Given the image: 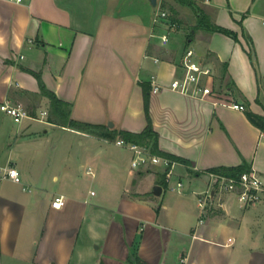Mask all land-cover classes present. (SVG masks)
Wrapping results in <instances>:
<instances>
[{"label":"crops","instance_id":"0c3cea01","mask_svg":"<svg viewBox=\"0 0 264 264\" xmlns=\"http://www.w3.org/2000/svg\"><path fill=\"white\" fill-rule=\"evenodd\" d=\"M197 1L236 38L198 31L188 40L195 22H182L163 45L167 27L155 26L154 16L165 0H0V105L29 113L20 124L10 117L6 129L9 116L0 110V168L14 166L21 176L16 183L0 175V264H234L229 256L240 239L253 247L264 237V201L244 207L216 190L203 223L198 204L211 187L209 170L246 165L264 178V132L246 113L264 117V0ZM189 49L214 67L215 90L245 111L167 88L184 74ZM35 73L72 105L73 119L118 134L147 128L145 89L152 87L148 113L158 148L181 160L172 178L159 167L132 169L131 152L116 145L120 134L104 139L50 122ZM155 83L165 88L155 92ZM47 126L84 138L90 154L79 169L95 189L67 182L70 151L59 190L48 198L39 164ZM58 196L66 200L60 209L52 206Z\"/></svg>","mask_w":264,"mask_h":264},{"label":"built area","instance_id":"2783aa9c","mask_svg":"<svg viewBox=\"0 0 264 264\" xmlns=\"http://www.w3.org/2000/svg\"><path fill=\"white\" fill-rule=\"evenodd\" d=\"M154 23L155 26L165 25L167 27V32L159 36L161 43L167 45L170 41L171 32L178 28L177 23L170 21V15L161 7L155 13ZM214 77V67L200 61L195 50L189 49L186 52L184 74L172 80L167 88L200 100H208L210 98L216 101H220V99L224 101L228 100L227 104L231 105L234 109L245 111L244 105L234 102L232 96H223L222 93L215 90L212 85ZM164 88L165 86L155 83L153 91L156 92ZM0 110L11 116L17 124H20L24 118L29 117V113L22 106L13 105L9 102L1 104ZM116 145L131 152L132 169L140 170L148 167H159L166 172L168 181L172 178L175 168L179 164V162L168 157L153 154L151 148L147 146L126 142L123 139L117 140ZM89 173H92L91 169H89ZM0 175L3 179L21 183L20 173L14 166L0 168ZM210 177L211 187L198 197V204L201 210V223L204 222L208 210L215 203L216 190L234 194L239 203L244 207L253 206L264 201V178L255 171L245 172L239 177H227L215 173H211ZM181 186L182 183L179 182L178 187ZM65 204L66 200L64 196H58L53 201L52 206L53 208L60 209Z\"/></svg>","mask_w":264,"mask_h":264},{"label":"trees","instance_id":"16d2710c","mask_svg":"<svg viewBox=\"0 0 264 264\" xmlns=\"http://www.w3.org/2000/svg\"><path fill=\"white\" fill-rule=\"evenodd\" d=\"M177 3H179L181 6L188 8L194 15L195 18V25L192 27L191 31L188 33V40L193 39L195 36V33L198 31H205L207 33H224L228 36H231L233 38H236V35L227 30L222 28L221 26H218L214 22H212L211 17L209 14L199 5L197 0H175ZM166 3H163L161 8H165ZM171 11L173 13V16H170V21L173 23H177L178 26L181 25L182 21L178 20V14L179 12L174 8L171 7ZM252 59V53L250 54ZM222 70V81H225L226 79V67L223 65L221 67ZM40 82L41 86V94L44 97H47L50 100V111H49V121L52 123H55L57 125L67 127L70 129H74L83 133H87L90 135H94L100 138L104 139H116L117 136L120 134L123 140L126 142H132L139 145L147 146L151 148V151L153 154L168 157L170 159H173L177 162H180L181 160L171 156L167 153H164L159 150L158 148V142H157V134L153 130L151 119L148 113V105H149V94L151 90L148 87L145 89V110L147 114L148 119V126L147 128L141 132V133H132L128 131H122L119 134L116 132H112L109 130L106 126L103 125H97V124H91L87 122L78 121L72 118V105L68 104L64 101H62L60 98L57 97V95L52 92L51 90L47 89V87L44 85L40 74L35 73L34 74ZM226 86L232 88V83L230 81L227 82ZM247 116L249 120L257 126L259 129H261L264 132V117L259 116L252 111H247ZM183 163H186L183 161ZM245 172H250V169L246 165H241L236 168H216L209 170V173H215L224 175L227 177H239ZM161 175L166 178V172H161ZM142 264V263H141Z\"/></svg>","mask_w":264,"mask_h":264},{"label":"rangeland","instance_id":"374dc122","mask_svg":"<svg viewBox=\"0 0 264 264\" xmlns=\"http://www.w3.org/2000/svg\"><path fill=\"white\" fill-rule=\"evenodd\" d=\"M166 7L164 8L170 16H173L171 11V7H174L178 14V20L182 21L183 23L193 24L195 22V18L193 13L186 7L181 6L175 0H165ZM201 6L202 4L199 3ZM126 7L123 5L120 9L125 11L126 9H122ZM6 114V113H5ZM9 116V115H8ZM11 116L7 117V122L4 127L9 129L11 126ZM14 124V123H12ZM49 129V134L47 138V149L48 152L44 159H41L39 164L45 165L44 170V178H46L47 185H48V198L52 196L51 193L57 192L59 190L60 183L63 181V168L65 166L66 159L69 156L71 151L72 158H74L75 163H72L73 167V178L68 180L67 182L73 183L76 182L80 188L83 189H95L94 182L92 181L91 175H86V170L81 171L80 164L81 162L85 164V158L90 154L89 145L86 143L85 146L81 145L83 137L72 133L67 129L62 128H51L46 127ZM54 147H51L52 145ZM58 146L56 147V145ZM129 161L125 162V165L128 167ZM55 176L59 177L60 180H55ZM30 188V187H29ZM68 188V187H67ZM34 194L42 198L40 195L41 193L39 190L31 188ZM244 240H239L236 248V252L231 253L229 256L232 259L234 264H264V237L263 238H256L260 242H256L253 247H248L247 243V236L243 238Z\"/></svg>","mask_w":264,"mask_h":264},{"label":"water","instance_id":"95a60500","mask_svg":"<svg viewBox=\"0 0 264 264\" xmlns=\"http://www.w3.org/2000/svg\"><path fill=\"white\" fill-rule=\"evenodd\" d=\"M150 2L153 4V6H157L158 0H150ZM109 126L113 127L114 125H113V123H110ZM161 192H162V188L161 187L158 186V187L155 188V193L157 195H160Z\"/></svg>","mask_w":264,"mask_h":264}]
</instances>
